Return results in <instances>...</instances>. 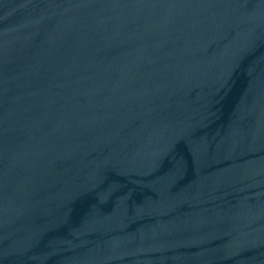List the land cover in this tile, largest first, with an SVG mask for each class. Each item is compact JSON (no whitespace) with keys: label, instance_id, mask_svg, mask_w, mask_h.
<instances>
[{"label":"water","instance_id":"water-1","mask_svg":"<svg viewBox=\"0 0 264 264\" xmlns=\"http://www.w3.org/2000/svg\"><path fill=\"white\" fill-rule=\"evenodd\" d=\"M0 264H264V0H0Z\"/></svg>","mask_w":264,"mask_h":264}]
</instances>
